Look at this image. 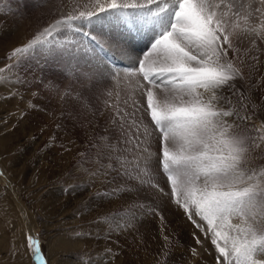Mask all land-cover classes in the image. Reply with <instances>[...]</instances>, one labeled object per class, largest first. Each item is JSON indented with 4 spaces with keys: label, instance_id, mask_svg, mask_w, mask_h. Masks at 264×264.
I'll list each match as a JSON object with an SVG mask.
<instances>
[{
    "label": "rangeland",
    "instance_id": "rangeland-1",
    "mask_svg": "<svg viewBox=\"0 0 264 264\" xmlns=\"http://www.w3.org/2000/svg\"><path fill=\"white\" fill-rule=\"evenodd\" d=\"M106 1L48 0L37 9L36 0H0V264H40L29 238L44 264H222L206 222L190 220L175 202L182 200L180 189L174 198L157 163L163 145L144 139L151 118L138 87L143 78L129 75L119 51H99L98 41L111 36L143 59L140 25L130 30L118 20L106 21L85 28L87 38L69 31L61 47L73 52L70 68L67 55L34 56L20 64L10 59L54 19ZM249 39L242 40L235 60H243L241 77L231 82L236 95L227 94L229 107L251 118L242 125L261 148L250 140L246 167L260 172L264 42L253 45ZM108 72L104 85L101 74ZM145 148L152 154L146 169L151 183L137 178H148L137 167H143Z\"/></svg>",
    "mask_w": 264,
    "mask_h": 264
},
{
    "label": "snow or ice",
    "instance_id": "snow-or-ice-1",
    "mask_svg": "<svg viewBox=\"0 0 264 264\" xmlns=\"http://www.w3.org/2000/svg\"><path fill=\"white\" fill-rule=\"evenodd\" d=\"M47 3L36 0V8ZM111 20L128 24L130 30L140 25L137 32L146 42L143 59L111 36L101 38L98 46L101 52L119 51L128 62L129 75L143 78L138 87L144 89L145 111L151 118L144 139L163 145L157 163L172 184L174 198L180 189L182 200L175 202L190 220L199 217L206 222L222 264H264V171L246 167L250 140L257 149L261 145L242 125L251 118L229 107L232 100L227 94L236 87L231 82L241 77L243 60L235 63L241 41L250 37L253 45L264 42V0H107L106 5L78 14L74 9L54 19L17 47L10 59L20 64L34 56L67 55L65 66L70 68L75 57L61 47V39L71 30L87 38L85 28ZM101 75L106 85L111 72ZM143 152L147 153L143 167H137L148 178H137L151 183L146 169L152 154L148 148ZM233 218L239 223L232 224ZM108 222L119 226L116 218ZM28 245L44 264L37 242L29 238Z\"/></svg>",
    "mask_w": 264,
    "mask_h": 264
},
{
    "label": "bare ground",
    "instance_id": "bare-ground-1",
    "mask_svg": "<svg viewBox=\"0 0 264 264\" xmlns=\"http://www.w3.org/2000/svg\"><path fill=\"white\" fill-rule=\"evenodd\" d=\"M100 1V0H99ZM106 3H107V1H106ZM104 4H105V2H104ZM106 5V4H105ZM258 23V22H257ZM241 43H242V41H241ZM108 67V66H107ZM247 68H249V67H246V68H244V69H247ZM108 71V70H107ZM245 75H246V72H245Z\"/></svg>",
    "mask_w": 264,
    "mask_h": 264
}]
</instances>
